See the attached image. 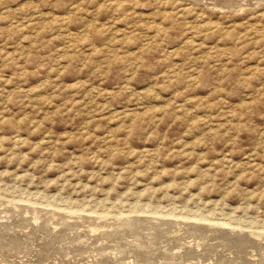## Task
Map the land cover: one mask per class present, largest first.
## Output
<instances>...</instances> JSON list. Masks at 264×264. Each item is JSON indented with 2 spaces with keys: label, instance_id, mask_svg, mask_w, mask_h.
I'll return each mask as SVG.
<instances>
[{
  "label": "rangeland",
  "instance_id": "1",
  "mask_svg": "<svg viewBox=\"0 0 264 264\" xmlns=\"http://www.w3.org/2000/svg\"><path fill=\"white\" fill-rule=\"evenodd\" d=\"M0 200V264H264V0H0Z\"/></svg>",
  "mask_w": 264,
  "mask_h": 264
},
{
  "label": "bare ground",
  "instance_id": "2",
  "mask_svg": "<svg viewBox=\"0 0 264 264\" xmlns=\"http://www.w3.org/2000/svg\"><path fill=\"white\" fill-rule=\"evenodd\" d=\"M221 6H222V5H221ZM0 201H1V200H0ZM28 201H29V200H28ZM15 204H16V203H15ZM20 204H21V203H20ZM1 205H2V204H1ZM32 205H33V204H32ZM6 206H7V205H6ZM6 206H5V207H6ZM18 206H19V205H18ZM18 206H17V207H18ZM15 207H16V206H15ZM31 207H33V206H31ZM54 207H55V206H54ZM67 207H68V206H67ZM18 208H19V207H18ZM18 208H17V209H18ZM23 208H24V207H23ZM27 208H28V206L26 207V209H27ZM42 208H44V207H42ZM42 208H40V209H42ZM49 208H51V207L49 206ZM69 208H70V207H69ZM72 208H73V207H71V209H72ZM3 209H4V207H3ZM36 209H37V208H36ZM44 209H47V208H44ZM53 209H54V208H53ZM23 210H24V209H23ZM47 210H48V212H49L50 209H47ZM66 210H67V209H66ZM78 210H79V209H78ZM6 211H7V210H6ZM17 211H20V210H17ZM31 211H32V210H31ZM33 211H34V210H33ZM43 211H45V210H43ZM43 211H42V212H43ZM53 211H54V210H53ZM58 211H59V210H58ZM73 211H76V210H73ZM80 211H81V210H80ZM8 212H9V211H8ZM22 212H23V211H22ZM25 212H26V211H25ZM45 212H46V211H45ZM56 212H57V211H56ZM63 212H64V215L68 213V212L65 213L66 211H63ZM70 212H72V211H70ZM103 212H105V211H103ZM4 213H5V212H4ZM12 213H13V212H10V215H11ZM19 213H20V212H19ZM19 213H18V214H19ZM32 213H33V212H32ZM38 213H40V211H39ZM52 213H53V212H52ZM76 213H78V212L76 211ZM93 213H95V212L93 211ZM134 213H135V212H134ZM141 213H142V212H141ZM13 214H14V213H13ZM18 214H17V215H18ZM21 214H22V213H21ZM41 214H45V213H40V216H41ZM46 214L48 215L49 213H46ZM50 214H51V213H50ZM69 214H70V213H69ZM74 214H75V212H74ZM74 214H73V215H74ZM87 214H89V212H87ZM107 214H108V213H107ZM121 214H122V213H121ZM121 214H120V216H121ZM148 214H149V213H148ZM8 215H9V214H8ZM27 215H28V214H27ZM59 215H61V214H59ZM83 215H85V214L83 213ZM90 215H92V213H91ZM105 215H106V214H105ZM123 215H124V214H123ZM123 215H122V217H123ZM127 215H128V214H126V216H127ZM152 215H153V214H152ZM5 216H6V214H5ZM5 216H2V217H5ZM13 216H14V215H13ZM25 216H26V215H25ZM28 216H29V215H28ZM31 216H32V218H30V219H33L34 221H38L39 216H37L36 213H34V214L31 215ZM31 216H30V217H31ZM53 216H54V215H53ZM80 216H82V213H81ZM86 216H89V215H86ZM97 216H98V215H97ZM109 216H110V214H109ZM109 216L107 215V217H109ZM129 216H130V215H129ZM140 216H141V215H140ZM17 217H18V216H17ZM20 217H22V216H20ZM41 217H42V216H41ZM68 217H69V216H68ZM77 217H78V216H77ZM89 217H90V216H89ZM94 217H95V216H94ZM100 217H102V215H101ZM103 217H104V216H103ZM105 217H106V216H105ZM107 217H106L105 219H107ZM124 217H125V215H124ZM141 217H142V216H141ZM153 217H154V215H153ZM163 217H164V216H163ZM181 217H182V216H181ZM6 218H7V217H6ZM8 218H9V217H8ZM14 218H15V217H14ZM23 218H25V217H23ZM23 218H22V219H23ZM47 218H48V216H47ZM47 218H46V219H47ZM54 218H55V217H54ZM54 218H53V219H54ZM60 218H61V216H60ZM64 218H65V217H64ZM69 218H70V217H69ZM91 218H92V217H90L89 219H91ZM95 218H96V217H95ZM98 218H99V217H98ZM114 218H115V217H114ZM130 218H131V217H130ZM132 218H133V216H132ZM157 218H158V217H157ZM161 218H162V217H161ZM165 218H166V217H165ZM87 219H88V218H87ZM101 219H102V218H101ZM105 219H104V220H105ZM109 219H110V218H109ZM120 219H121V217H120ZM120 219H119V221H120ZM128 219H129V218H128ZM128 219H127V220H128ZM158 219H159V218H158ZM158 219H156V220H158ZM163 219H164V218H163ZM171 219H172V218H171ZM39 220H40V219H39ZM48 220H49V218H48ZM70 220H71V219H70ZM75 220H76V219H75ZM80 220H82V222H83L84 219H80ZM80 220H78V221H80ZM107 220H108V219H107ZM114 220H115V219H114ZM124 220H125V218H124ZM138 220H139V219H138ZM154 220H155V219H154ZM168 220H169V219H168ZM181 220H182V219H181ZM30 221H32V220H30ZM42 221H43V220H42ZM56 221H57V220H56ZM65 221H66V220H65ZM68 221H69V220H68ZM72 221H73V220H72ZM85 221H86L87 224H89L88 222H90V220H89L88 222H87V220H85ZM122 221H123V220H122ZM140 221H141V220H140ZM204 221H205V220H204ZM26 222H28V221H26ZM38 222H39V221H38ZM38 222H37V223H38ZM46 222H47V221H46ZM48 222H49V221H48ZM52 222H53V221H52ZM94 222H96V221L94 220ZM97 222H98V221H97ZM99 222H100V221H99ZM101 222H103V221H101ZM105 222H106V221H105ZM107 222H108V221H107ZM112 222H113V220H112ZM117 222H118V221H117ZM120 222H121V221H120ZM120 222H119V223H120ZM134 222H135V218H134V220L129 219L128 221H125L126 225H128V226L134 225V224H135ZM159 222L161 223V221H159ZM164 222H165V221H164ZM164 222H163V223H164ZM189 222H190V221H189ZM189 222H188V224H189ZM211 222H212V221H211ZM32 223H33V222H32ZM34 223H35V222H34ZM91 223H93V222L91 221ZM108 223H109V222H108ZM125 223H124V224H125ZM145 223H146V222H145ZM160 223H159V224H160ZM202 223H203V222H202ZM21 224H22V223H21ZM45 224H46V223H45ZM57 224H58V223H57ZM76 224H77V223H76ZM76 224H75V225H76ZM79 224H80V223H79ZM87 224H86V225H87ZM115 224H116V222H115ZM120 224H122V223H120ZM159 224H158V225H159ZM172 224H173V223H172ZM196 224H198V223H196ZM206 224H208V223H206ZM226 224H227V223H226ZM229 224H230V223H229ZM1 225H2V224H1ZM5 225H6V224H5ZM22 225H23V224H22ZM38 225H39V224H38ZM38 225H37V226H38ZM48 225H49V224H48ZM50 225H51V223H50ZM86 225H85V227H88V226H86ZM117 225H118V224H117ZM122 225H123V224H122ZM126 225H124V226L126 227ZM139 225H140V224H139ZM153 225H154V224H153ZM189 225H190V224H189ZM211 225H213V224H211ZM26 226H27V225H26ZM29 226H30V225H29ZM31 226L33 227L34 225L31 224ZM35 226H36V225H35ZM53 226H54V225H53ZM62 226H63V225H62ZM89 226H90V225H89ZM100 226H101V225H100L99 223H96V224L92 227L91 230H93V231L95 232V230H96V229H99ZM135 226H136V225H135ZM215 226H216V225H215ZM219 226H221V225H219ZM4 227H5V226H4ZM19 227H20V226H19ZM32 227H31V228H32ZM55 227H56V226H55ZM63 227H64V226H63ZM63 227H62V228H63ZM76 227H77V225H76ZM78 227H79V226H78ZM83 227H84V226H83ZM112 227H113V225H112ZM141 227H142V226H141ZM202 227H203V226H202ZM208 227H209V226H208ZM216 227H218V226H216ZM1 228H3V227H1ZM45 228H46V227H45ZM45 228H44V229H45ZM48 228H49V227H48ZM104 228H105V227H104ZM116 228H117V227H116ZM122 228L124 229V227H122ZM130 228H131V227H130ZM132 228H133V227H132ZM218 228H219V227H218ZM228 228H229V227H228ZM239 228H240V227H239ZM3 229H6V228H3ZM24 229H25V228H24ZM38 229H39V228H38ZM44 229H43L42 232L45 233L46 230L44 231ZM101 229H102V227H101ZM111 229H112V228H111ZM117 229H118V228H117ZM119 229H120V228H119ZM139 229H140V228H139ZM197 229H198V228H197ZM212 229H213V228H212ZM222 229H223V228H222ZM8 230H9V229H8ZM31 230H32V229H31ZM40 230H41V229H40ZM52 230H53V229H52ZM66 230H67V229H66ZM71 230H72V229H71ZM81 230H82V229H81ZM105 230H106V229H105ZM105 230H104V231H105ZM120 230H121V229H120ZM125 230H126V229H125ZM125 230H124V231H125ZM160 230H161V229H160ZM170 230H171V229H170ZM234 230H235V229H234ZM237 230H238V229H237ZM4 231H5V230H4ZM25 231H26V230H25ZM33 231H35V230H33ZM64 231H65V230H64ZM72 231H74V230H72ZM87 231H88V229H87ZM99 231H100V230H99ZM101 231H102V230H101ZM104 231H103V232H104ZM172 231H173V230H172ZM205 231H206V230H205ZM46 232H48V231H46ZM49 232H50V231H49ZM49 232H48V233H49ZM60 232H61V230H60ZM67 232H68V231H67ZM80 232H81V231H80ZM89 232H90V228H89ZM96 232H98V231H96ZM122 232H123V231H122ZM158 232H159V231H158ZM181 232H182V231H181ZM222 232H223V231H222ZM251 232H252V231H251ZM258 232H259V231H258ZM263 232H264V231H262V233H263ZM2 233H3V232H2ZM26 233H27V232H26ZM26 233H25V234H26ZM28 233H29V232H28ZM51 233H52V232H51ZM56 233H57V231H56ZM68 233H69V232H68ZM74 233H76V232H74ZM78 233H79V232H78ZM86 233H87V232H86ZM111 233H112V232H111ZM133 233H134V232H133ZM20 234H21V233H20ZM61 234H63V233H61ZM98 234H100V233H98ZM145 234H146V233H145ZM218 234H219V233H218ZM229 234H230V233H229ZM232 234H233V233H232ZM241 234H242V233H241ZM7 235H8V233H7ZM48 235H49V234H47V236H48ZM53 235H54V234H53ZM53 235H52V238H53ZM55 235H56V234H55ZM76 235H77V234H76ZM81 235H82V234H81ZM91 235H92V233H91ZM105 235H106V234H105ZM174 235H175V234H174ZM249 235H250V234H249ZM249 235H248V236H249ZM64 236H65V235H64ZM78 236H80V233L77 235V237H78ZM87 236H88V235H87ZM103 236H104V234H103ZM103 236H102V237H103ZM231 236H232V235H231ZM49 237H50V236H49ZM54 237H55V236H54ZM56 237H57V236H56ZM67 237H68V239H69V236H67ZM70 237H71V236H70ZM75 237H76V236H75ZM82 237H83V236H82ZM84 237H85V236H84ZM102 237H101V238H102ZM225 237H226V236H225ZM227 237H228V236H227ZM52 238H51V239H52ZM90 238H91V237H89V239H90ZM96 238H98L97 235H96ZM96 238H95V239H96ZM101 238H100V239H101ZM104 238H105V237H104ZM110 238H111V237H110ZM132 238H133V237H132ZM231 238H232V237H231ZM237 238H238V237H237ZM257 238H258V237H257ZM46 239H47V237H46ZM51 239H50V240H51ZM59 239H60V238H59ZM66 239H67V238H66ZM86 239H88V238H86ZM37 240H38V239H37ZM55 240H57V239H55ZM55 240H54V241H55ZM60 240H61V239H60ZM74 240H75V239H74ZM97 240H98V239H97ZM101 240H102V239H101ZM107 240H108V239H107ZM115 240H116V239H115ZM115 240H114V241H115ZM144 240H145V239H144ZM164 240H166V239H164ZM34 241H35V240H34ZM61 241H62V240H61ZM68 241H69V240H68ZM72 241H73V240H72ZM83 241H85V239H84ZM120 241H121V240H120ZM134 241H135V240H134ZM134 241H133V242H134ZM191 241H192V240H191ZM233 241H234V240H233ZM240 241H241V240H240ZM250 241H251V240H250ZM29 242H30V241H29ZM59 242H60V241H59ZM66 242H67V241H66ZM95 242H96V241H95ZM162 242H163V241H162ZM36 243H37V242H36ZM61 243H62V242H61ZM76 243H77V242H76ZM101 243H102V242H101ZM9 244H10V243H9ZM88 244H89V243H88ZM103 244H104V243H103ZM107 244H108V243H107ZM129 244H130V243H129ZM195 244L197 245V247H199V244H198V243H195ZM7 245H8V244H7ZM7 245H5V246H7ZM42 245H43V244H42ZM63 245H64V244H63ZM112 245H113V243H112ZM158 245H159V244H158ZM2 246H3V245H2ZM8 246H9V245H8ZM17 246H18V245H17ZM34 246H35V245H34ZM40 246H41V245H40ZM40 246H39V247H40ZM48 246H49V245H48ZM50 246H51V245H50ZM60 246H61V245H60ZM66 246H67V245H66ZM169 246H170V245H169ZM27 247H28V246H27ZM30 247H31V246H30ZM46 247H47V246H46ZM70 247H72V246H70ZM110 247H111V246H110ZM115 247H116V246H115ZM121 247H123V246H121ZM166 247H167V246H166ZM171 247H172V246H171ZM173 247H174V246H173ZM181 247H183V246H181ZM9 248H10V247H9ZM19 248H20V247H19ZM64 248H65V247H64ZM95 248H96V247H95ZM105 248H106V247H105ZM111 248H112V247H111ZM12 249H13V248H12ZM28 249H29V248H28ZM48 249H49V248H48ZM50 249H51V248H50ZM108 249H109V248H108ZM108 249H107V252H108ZM112 249H113V248H112ZM118 249H119V248H118ZM125 249H126V248H125ZM253 249H254V248H253ZM69 250H70V249H69ZM73 250H74V249H73ZM73 250H72V251H73ZM77 250H78V249H77ZM79 250H80V249H79ZM86 250H87V249H85V251H86ZM127 250L129 251V249H127ZM173 250H174V249H173ZM250 250H251V249H250ZM24 251H25V250H24ZM26 251H27V250H26ZM34 251H36V250H34ZM34 251H33V252H34ZM46 251H47V250H46ZM59 251H60V250H59ZM109 251H110V250H109ZM112 251H114V250H112ZM122 251H123V250H122ZM157 251H158V250H157ZM9 252H10V251H9ZM9 252H8V253H9ZM16 252H17V250H16ZM20 252H21V251H20ZM22 252H23V251H22ZM41 252L43 253L44 251H41ZM61 252H62V251H61ZM81 252H82V251H81ZM89 252H90V251H89ZM92 252H93V251H92ZM95 252H96V250H95ZM131 252H132V251H131ZM261 252H262V251H261ZM2 253H3V252H2ZM18 253H19V252H18ZM18 253H17L15 256H19ZM28 253H29V252H28ZM45 253H46V252H45ZM62 253H63V252H62ZM66 253H67V251H66ZM70 253H71V252H70ZM78 253H79V251H78ZM82 253H83V252H82ZM84 253H85V252H84ZM93 253H94V252H93ZM113 253H114V252H113ZM113 253H112V254H113ZM119 253H120V252H118V254H119ZM170 253H171V252H170ZM250 253H251V252H250ZM262 253H263V255H264V252H262ZM10 254H11V253H10ZM12 254H13V253H12ZM20 254H21V253H20ZM29 254H32V252L29 253ZM56 254H57V253H56ZM100 254H101V253H100ZM102 254H103V253H102ZM108 254H110V252H109ZM131 254H132V253H131ZM172 254H173V253H172ZM231 254H232V253H231ZM13 255H14V254H13ZM77 255L80 256V254H77ZM77 255H74V256H77ZM106 255H107V254H106ZM115 255H116V254H115ZM132 255H133V254H132ZM148 255H149V254H148ZM166 255H167V254H166ZM263 255H262V257H263ZM2 256H3V255H2ZM11 256H12V255H11ZM25 256H26V255H25ZM65 256H66V254H65ZM67 256H69V255H67ZM94 256H95V255H94ZM98 256H99V255H98ZM104 256H105V255H104ZM107 256H108V255H107ZM109 256H110V255H109ZM133 256H134V255H133ZM142 256H143V255H142ZM199 256H200V255H199ZM6 257H7V256H6ZM22 257H23V256H22ZM63 257H64V256H63ZM99 257H100V256H99ZM127 257H128V255H127ZM131 257H132V256H131ZM148 257H149V256H148ZM178 257H179V256H178ZM181 257H182V256H181ZM221 257H222V256H221ZM260 257H261V255H260ZM20 258H21V257H20ZM24 258H25V257H24ZM66 258H67V257H66ZM72 258H74V257H72ZM80 258H81V257H79L78 259H80ZM91 258L93 259V256H92ZM113 258H114V257H113ZM120 258H121V257H120ZM123 258H124V257H123ZM255 258H256V257H255ZM14 259H15V258H14ZM28 259H29V257H28ZM60 259H62V258H60ZM74 259H75V258H74ZM84 259H85V257H84ZM95 259H97V258H94V260H95ZM101 259H103V258H101ZM166 259H167V258H166ZM253 259H254V258H253ZM21 260H22V259H21ZM75 260H77V259H75ZM81 260H82V259H81ZM126 260H127V259H126ZM258 260H259V259H258ZM26 261H28V260H26ZM31 261H32V259H31ZM77 261H78V260H77ZM106 261H107V259H106ZM110 261H112V260H110ZM216 261H217V260H216ZM220 261H221V260H220ZM256 261H257V260H256ZM63 262H65V261H63ZM71 262H72V261H71ZM71 262H70V263H71ZM74 262H75V261H74ZM86 262H87V261H86ZM96 262H97V260H96ZM101 262H102V261H101ZM104 262H105V261H104ZM116 262H117V261H116ZM123 262L126 263L125 260H124ZM250 262H253V261H250ZM20 263H21V262H20ZM22 263H23V262H22ZM42 263H43V262H42ZM99 263H100V262H99ZM102 263H103V262H102ZM111 263H112V262H111ZM127 263L129 264L128 261H127ZM136 263H137V262H136ZM159 263H160V262H159ZM164 263H165V262H164ZM167 263H168V262H167ZM231 263H232V261H231ZM239 263H240V262H239ZM258 263H259V262H258ZM32 264H33V263H32ZM75 264H76V263H75ZM84 264H90V262H89V263H84ZM92 264H93V263H92ZM94 264H95V262H94ZM108 264H109V263H108ZM138 264H139V263H138ZM168 264H169V263H168ZM172 264H173V263H172ZM194 264H196V263H194ZM215 264H216V263H215ZM225 264H226V263H225ZM234 264H235V263H234ZM255 264H256V263H255Z\"/></svg>",
  "mask_w": 264,
  "mask_h": 264
}]
</instances>
